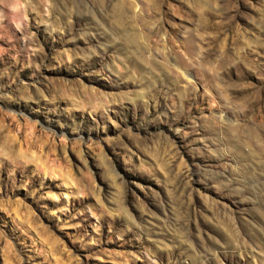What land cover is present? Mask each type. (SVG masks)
I'll return each mask as SVG.
<instances>
[{
  "label": "rangeland",
  "instance_id": "374dc122",
  "mask_svg": "<svg viewBox=\"0 0 264 264\" xmlns=\"http://www.w3.org/2000/svg\"><path fill=\"white\" fill-rule=\"evenodd\" d=\"M0 264H264V0H0Z\"/></svg>",
  "mask_w": 264,
  "mask_h": 264
}]
</instances>
